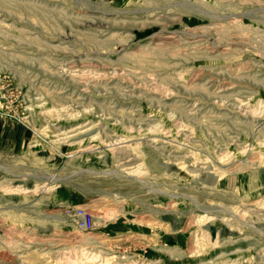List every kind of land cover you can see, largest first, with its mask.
<instances>
[{"label": "rangeland", "instance_id": "374dc122", "mask_svg": "<svg viewBox=\"0 0 264 264\" xmlns=\"http://www.w3.org/2000/svg\"><path fill=\"white\" fill-rule=\"evenodd\" d=\"M0 264H264V0H0Z\"/></svg>", "mask_w": 264, "mask_h": 264}, {"label": "built area", "instance_id": "2783aa9c", "mask_svg": "<svg viewBox=\"0 0 264 264\" xmlns=\"http://www.w3.org/2000/svg\"><path fill=\"white\" fill-rule=\"evenodd\" d=\"M77 214L80 217L81 225L85 229H89L91 227V224H92V216H91V214L88 211L84 210V209H78Z\"/></svg>", "mask_w": 264, "mask_h": 264}, {"label": "bare ground", "instance_id": "6f19581e", "mask_svg": "<svg viewBox=\"0 0 264 264\" xmlns=\"http://www.w3.org/2000/svg\"><path fill=\"white\" fill-rule=\"evenodd\" d=\"M64 49V48H63ZM67 52V51H66ZM84 62V61H83ZM62 65V64H61Z\"/></svg>", "mask_w": 264, "mask_h": 264}]
</instances>
